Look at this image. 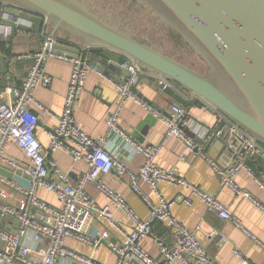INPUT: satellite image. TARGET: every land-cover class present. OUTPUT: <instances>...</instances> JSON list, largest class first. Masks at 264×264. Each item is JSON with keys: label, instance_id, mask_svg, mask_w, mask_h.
Listing matches in <instances>:
<instances>
[{"label": "built area", "instance_id": "built-area-1", "mask_svg": "<svg viewBox=\"0 0 264 264\" xmlns=\"http://www.w3.org/2000/svg\"><path fill=\"white\" fill-rule=\"evenodd\" d=\"M48 26L45 22L40 49L11 57L14 62L32 61L22 84L16 89L10 85L3 87L0 74V264H61L63 260L78 264H108L95 255L81 253L66 241L73 238L95 248L110 236L111 228L123 236L120 243L110 245L119 256L115 264H222L199 240L196 229L181 222L173 215L172 209L176 203L192 204L194 197L201 199L208 210L224 221H234L241 226L239 217L215 195L180 176L176 170L162 167L157 163V157L163 151V144L168 137L179 139L188 150L200 154L212 165L214 171L221 176L224 186L251 200L264 211V205L258 198L243 189L236 180L245 171L264 189V180L257 176L251 165L253 159L264 162V144L219 111V123L216 129H211L197 121L193 109L178 102L172 103L166 111L153 110L158 120L167 128L163 141L145 144L138 142L118 125L120 110L129 99L149 109V103L134 88L140 76L155 74L130 58L124 64L130 76L125 81H117L92 61L82 59L80 54L69 56L65 52L55 51L56 45L67 44L79 51L89 46L82 42H65L52 35ZM13 28L12 25L0 23V39H8ZM51 58L72 63V71L63 110L57 116V124L50 134L48 145L44 146L36 134L39 123L37 111L43 114L51 112L37 100L36 91L40 87H49L52 83L53 76L47 71V62ZM90 71H95L117 90V104L108 117V128L123 135L144 158L143 165L137 171L129 168L118 155L108 151L105 147L106 136H94L77 120L75 107ZM158 77L157 87L164 89L170 86L188 100L196 96L174 81ZM211 136L219 138L225 145L230 154L229 164L212 159L206 153L203 143L197 141L198 138L206 140ZM11 144L22 152L21 158L8 153ZM57 150L64 151L73 160H83L89 167L79 175L76 182L73 183L71 175L50 157ZM112 171L117 176L129 177L132 191L149 207L147 219L141 218L129 200L103 181L102 176ZM142 182L147 183L155 192L158 203L143 191ZM92 183L109 204H101L87 191L86 186ZM164 183L184 187L189 195L182 192L173 198H166L160 190V185ZM40 190L50 193L54 201L42 196ZM114 207L123 213V219L115 215ZM93 217L103 221L106 229L91 235L87 233L85 226L89 218ZM157 222L166 223L173 229V242L164 240L157 233ZM199 228L198 226L197 229ZM209 234L211 238H219L220 244L228 241V237L219 229ZM251 235L264 246L256 235ZM147 237H151L157 245L162 259L156 258L144 247L143 241ZM234 251L244 264H253L242 251ZM260 264H264V261Z\"/></svg>", "mask_w": 264, "mask_h": 264}, {"label": "crops", "instance_id": "crops-1", "mask_svg": "<svg viewBox=\"0 0 264 264\" xmlns=\"http://www.w3.org/2000/svg\"><path fill=\"white\" fill-rule=\"evenodd\" d=\"M17 23L23 22L17 19ZM33 26V25H32ZM51 32V26L47 27ZM62 37V36H61ZM42 31L37 33L30 29L14 26L13 33L6 40L0 39V51L6 57L7 72L0 70L3 87L10 85L13 89L18 88L32 65L30 60L18 62L12 61L11 57L18 53L34 52L40 49L42 43ZM69 42H81L73 37L67 39ZM64 44V43H63ZM67 46V44H64ZM60 53H67L64 50H58ZM106 66L113 68L107 62ZM47 71L53 76L49 87H40L36 91V98L42 104L50 109L51 114H43L40 111L39 123L36 134L42 144L47 146L50 141V134L54 131L57 124V116L62 112L65 95L68 90V82L72 71V63L57 58H51L47 62ZM113 73L118 77L117 81H125L129 76L124 75L119 68H113ZM145 77L139 82L137 88L140 93L145 94L152 103H149V109L143 108L138 102L129 99L120 110L118 125L129 132L140 143H159L163 141L166 133V125L160 122L155 116L153 110L166 111L169 106L176 101L166 93L159 94L158 87L152 85L157 83L158 76L144 74ZM82 95L75 107L76 117L82 127L94 136H106L105 147L112 152L134 171H137L144 162V158L138 154L131 143L116 130L108 128V117L114 111L118 93L115 86L109 81H105L95 71H90ZM110 76V75H109ZM112 77V76H111ZM196 116L197 121L205 126L216 129L219 123V114L212 112L208 107L202 108L190 107ZM208 156L214 160L227 165L230 163V154L225 145L219 138L214 141L206 139L203 143ZM163 151L157 157V163L162 167L176 170L178 174L184 176L187 180L197 186H201L208 193L215 195L224 204H226L235 216L241 221V226L234 221H224L214 212L208 210L206 204L197 198H192V204L176 203L172 209L173 215L189 228L195 230L199 240L210 252V254L222 264H244L240 258L236 257L234 249H238L253 263L260 264L264 261V246L256 241L251 234L256 235L264 243V211L251 200L234 193L232 189L223 185L221 176L216 173L210 163L200 154H196L186 148L182 141L175 137H168L164 144ZM8 153L21 158L22 152L11 144ZM55 159L61 169L71 175L72 182H76L82 172L88 170L87 164L83 160H73V158L64 151L57 150L50 154ZM251 165L257 176L264 180V162L261 159H253ZM102 179L109 186L117 190L129 200L138 215L147 219L149 207L142 198L135 194L130 186L129 177L126 175L117 176L115 171L103 175ZM239 185L250 192L252 196L258 198L264 205V189L259 186L257 180L247 172L242 171L237 179ZM142 189L158 203L155 192L147 183L142 182ZM87 191L93 195L101 204H109L103 194L95 187L88 184ZM161 193L166 198H173L178 193L189 195L184 187H176L167 183L160 185ZM40 194L45 198L54 201V197L43 190ZM115 215L123 219V213L114 207ZM200 227L197 229V227ZM106 229V224L95 217L89 218L85 230L88 234H95L97 231ZM157 233L169 242H173L175 235L173 229L166 223H155ZM221 231L228 237V241L220 244L219 238H211L210 232L213 230ZM107 244H99L97 247L81 243L73 238L67 239V244L81 253L95 255L100 260L108 264H115L118 260V254L111 249V243H120L123 236L111 228L110 236L105 239ZM143 245L156 258L162 259L157 245L151 237L143 241ZM61 264H78L74 261L63 260ZM128 264V263H124ZM179 264V263H176Z\"/></svg>", "mask_w": 264, "mask_h": 264}, {"label": "water", "instance_id": "water-1", "mask_svg": "<svg viewBox=\"0 0 264 264\" xmlns=\"http://www.w3.org/2000/svg\"><path fill=\"white\" fill-rule=\"evenodd\" d=\"M139 1L168 22L205 58L208 74L98 18L86 9L85 0H0V23L40 33L47 22L52 35L65 42L73 37L89 46L79 51L72 46L56 45L55 51L64 50L69 56L80 54L117 80L113 68L130 76L124 64L131 58L196 96L188 100L170 86L158 87L159 94L166 93L188 107L206 106L212 112L219 111L264 144V0ZM18 18L23 22L17 23ZM107 62L113 68L106 66ZM0 70L7 72L6 57L1 51ZM143 77L144 74L139 77L137 85ZM137 85L134 91L152 103ZM152 85L157 87L155 81ZM197 141L204 143L205 139Z\"/></svg>", "mask_w": 264, "mask_h": 264}, {"label": "rangeland", "instance_id": "rangeland-1", "mask_svg": "<svg viewBox=\"0 0 264 264\" xmlns=\"http://www.w3.org/2000/svg\"><path fill=\"white\" fill-rule=\"evenodd\" d=\"M86 9L98 18L180 60L196 71L208 74V62L185 38L139 0H85ZM180 34V33H179Z\"/></svg>", "mask_w": 264, "mask_h": 264}, {"label": "trees", "instance_id": "trees-1", "mask_svg": "<svg viewBox=\"0 0 264 264\" xmlns=\"http://www.w3.org/2000/svg\"><path fill=\"white\" fill-rule=\"evenodd\" d=\"M177 38H182V37L180 36V34H179V33L177 34ZM182 39H183V38H182Z\"/></svg>", "mask_w": 264, "mask_h": 264}]
</instances>
